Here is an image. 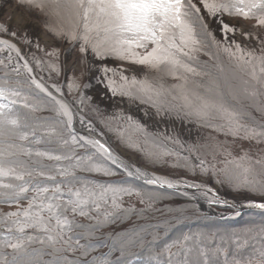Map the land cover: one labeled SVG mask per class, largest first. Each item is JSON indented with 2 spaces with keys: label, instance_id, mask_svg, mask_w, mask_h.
I'll return each instance as SVG.
<instances>
[{
  "label": "snow or ice",
  "instance_id": "obj_1",
  "mask_svg": "<svg viewBox=\"0 0 264 264\" xmlns=\"http://www.w3.org/2000/svg\"><path fill=\"white\" fill-rule=\"evenodd\" d=\"M22 2L41 9L50 5L57 14H59L58 10L63 9L71 17H74L77 25L82 26L83 29L82 35L79 37L84 42L80 47L81 53L85 52V45L90 44L97 57L112 54L129 63L144 66L156 72H164L176 79L183 80L184 84L176 86L182 90L186 87L188 75H200L184 60V57L190 60L194 59L191 52L197 51L195 46L200 43L189 19L193 10L196 13L200 11L192 0H22ZM200 3L210 16L227 13L229 16L245 19L254 17L256 24L264 27V0H200ZM223 30L234 32L235 28L225 23ZM0 31L7 32L8 29L5 25L0 24ZM57 34L59 35L60 32ZM12 35L15 36V33ZM66 35L72 40L78 38L75 28ZM0 45H5L18 54L16 46L9 41L0 39ZM149 45H151L150 50H148ZM136 49L145 51L141 53ZM224 51L233 59L241 61L244 65H249L252 79L261 82L257 70L260 76H264V47L261 48L260 55H256L253 51H244L239 44L235 45V51L231 48H225ZM24 67L28 69L27 64ZM14 71L18 70L14 69ZM120 79L124 82L120 85L121 89L138 85V91L150 97L153 94L156 96L161 94V89L156 88L147 80L137 81L133 77L129 81L123 75L120 76ZM244 83L247 84V81ZM16 84L17 87H12L7 80L0 82V101H7V103H0V201L18 204L19 200L25 198L29 191L34 195L28 198L27 207L0 217V228H3L7 233L3 239H0V264H79L78 261H70L66 256L58 255L64 251L76 250L72 247L74 237L68 233L72 232L73 226L82 227L80 224L74 225L73 221L69 220L67 213L70 211L74 215L96 219L98 223H107L109 217L114 216L121 208L120 195L122 193L131 195L132 189L91 184L77 176L75 174L77 169L87 172L102 171L106 176L114 175L111 171L95 164L91 156L85 158L77 156L74 164L65 168H56V173L62 178L59 183L55 182L56 175L50 174L51 168L48 171L30 168L27 161L20 159L21 156L29 158L36 156L46 157L51 161H61L73 160V156L53 155L49 151L39 149L33 151L22 143H17V141L29 140L30 136L35 137L38 131H42L49 138L54 135L59 138V133L57 125L49 123L46 118H36L35 122L33 121L31 114L39 110V105H30L26 102L27 97H23L25 102L21 107L28 109V112L21 115L15 110L14 106L17 104L15 98L21 97L20 82L17 81ZM31 84L50 97V100L58 106L55 109L57 114L67 117V127L71 128V114L67 106L51 93H47L44 86L35 79L31 80ZM114 84L115 81H109V87L115 93ZM244 91L248 97L256 94L255 91L250 92L247 88ZM124 94L130 95L131 93L125 91ZM230 95L233 100L238 99L234 91ZM181 98L184 101L183 106L191 110L188 114H194L198 118L218 117L225 121L221 127H227L233 135L243 131L244 138L254 139L264 136V131H257L255 127L241 123L244 118L243 111L231 107L222 93L218 92L215 98H211L194 91L184 90ZM87 142L96 149L97 154L114 164L116 163V158L103 143L96 140ZM33 143L40 144L41 138H36ZM62 143L67 145L68 141L64 140ZM241 159H246V157ZM33 163H38V161ZM256 163L259 164L260 161H256ZM236 166L242 167L240 163H237ZM251 170V167H243L245 179L242 183L248 185L253 191L259 190L264 193V187L257 189V182L247 179V174ZM142 175L144 174L138 172V178ZM25 177L31 179L26 180ZM35 177H43L54 183L51 187L42 186L40 183L33 184L32 179ZM145 183L148 185L158 184L160 187L165 185L168 188L174 187L172 181L160 177L145 179ZM62 185L67 191H62ZM77 185L79 187H76ZM49 192L51 195L48 194ZM250 206L264 210V203L251 204ZM109 208L111 211H108ZM125 211L131 210L126 209ZM90 212H96L98 215L93 217ZM101 215L103 220L100 219ZM25 229H36L43 235H26ZM85 235L91 236L92 232L78 233L75 239L76 245L82 249V256H87L89 251L94 250L92 245L79 244L78 237ZM258 235L264 238V228L260 229ZM250 238L255 239L256 237ZM155 239L154 237L151 243L154 244ZM190 239L189 235H184L182 238L165 243L161 251L151 256L150 260L161 264L160 258L167 255L166 264H172V259L183 253V264H189L188 257L192 249L187 247L186 242ZM36 242L51 248V251L29 249V246ZM247 242V239L243 241V244L239 241L236 242L237 252L233 253L234 258L231 264H264V247L258 250V255L255 257L245 258L240 253ZM57 243H62L65 247L57 248ZM173 248H177V251L172 252ZM4 249H11V252L6 253ZM120 251L123 256V246ZM221 251L222 249L217 248L213 255ZM45 255L50 256L51 259L44 260ZM199 256L205 257V264H208L207 253L204 249H200ZM91 264H110V262L107 256H103L93 258ZM225 264H228L227 260Z\"/></svg>",
  "mask_w": 264,
  "mask_h": 264
},
{
  "label": "rangeland",
  "instance_id": "obj_2",
  "mask_svg": "<svg viewBox=\"0 0 264 264\" xmlns=\"http://www.w3.org/2000/svg\"><path fill=\"white\" fill-rule=\"evenodd\" d=\"M192 2L200 9L199 13L194 10L191 12V19L193 16L198 17L195 21V24L199 26L195 33L198 40L200 35L201 37L209 35V39L216 46V49L221 52V55L224 54L227 59L233 58L224 49L231 48L235 51L236 44H239L244 51H253L256 55H260L263 47V40L259 33L260 26L244 22L236 17H230L226 13H219L226 20L236 21L237 24L234 33L225 32L223 26L220 27L211 23L214 16L207 13L200 0H192ZM4 6L21 10L27 19L38 24L47 39L41 42V40L31 36L30 32L15 28L11 24V11L3 10ZM58 11L59 14L50 5L41 9L22 2V0H0V24L5 25L8 29L7 32L0 31V39L10 40L18 46V49L21 50L20 56L28 60L31 66L29 68L31 75H28L27 69L23 67L21 62L0 54V70L2 71L0 78L2 81L22 80L23 84L19 81V88H30L46 96L49 100L48 95L40 92L31 84L32 78L56 91L58 89V93L68 101L77 114L88 122L108 143L110 148L114 149L132 167L172 180L199 182L208 186L219 198L232 203H256L252 199L244 198L242 190L250 192L251 195L262 192L238 187L243 184L242 181L245 179L243 167H251L252 169L247 174L249 181L264 178V168L261 170V166L264 167V143H258L255 138H244L243 131L236 135L229 132V136H225L224 129L227 127H221L225 124L224 120L218 117L198 118L194 114H188L191 110L183 106L184 101L181 98L184 90L194 91L211 98H215L218 92L233 91V86L228 87L225 84L227 78L223 76L224 72H218L224 74L220 75L221 78L216 82H212L200 69L202 67L196 68L200 75H188L186 87L182 90L176 86L184 84L183 80L176 79L164 72H156L144 66L129 63L112 54L97 57L90 44L85 45L86 50L81 53L80 47L84 43L79 38L83 32L82 26L77 25L74 17H71L68 12L63 9ZM74 28L78 38L72 40L66 33ZM57 32L60 34L58 35ZM12 33H15V36ZM245 33L248 35L245 36ZM200 44L202 43L200 42L195 46L197 51L191 52L194 59L190 60L184 57L186 63L195 61L197 66L201 65ZM3 47L4 45H0V49ZM150 47L151 45H149L148 50ZM136 51L143 53L145 50L136 49ZM233 60L235 68H250L239 60ZM14 69L18 71H14ZM181 74L183 75V73ZM241 74L242 70L239 69V80ZM121 75L127 77L129 81L133 77L137 81L147 80L156 88L161 89V94L159 96L153 94L150 97L140 93L138 85L121 89L120 85L124 83L120 79ZM257 75L261 82L251 80V88L248 91H255L256 94L248 97L249 101L251 98L264 96V76H260L258 70ZM110 80L115 81L113 85L116 88L115 93L109 87ZM194 80H201V84ZM238 89L245 93L244 87H238ZM125 91H129L131 94H124ZM222 94L228 98L226 97L227 92ZM238 101L240 102V100ZM53 104L56 109L58 106L54 102ZM114 106L118 107L116 111L107 109ZM261 106L252 110L255 117L264 115V106ZM238 110L245 113L246 108L240 103ZM56 115L59 121H62L63 131L66 132L65 139L77 147L76 152L81 154L80 157L91 156L93 158L91 150L97 154L96 149L81 136V131L74 130L72 124L71 128H68V118L63 114L58 115L56 112ZM206 122H211L219 127L218 132L222 134H212L211 131L203 130L206 127L204 125ZM241 123L248 124L242 121ZM73 137L75 138L74 141ZM244 157L246 159H241ZM104 160L117 167L124 176H134H128L127 172L118 164ZM256 161H260V163L257 164ZM73 162H76L75 158H73ZM237 163H240L242 167L238 168ZM99 166L107 169L104 165ZM84 173L100 181H108L113 177V175H104L102 171L89 173L84 171ZM136 178L146 184L145 180ZM217 180H219V184ZM221 184H224L223 189L234 193L236 196H223L220 193ZM155 185L159 186L158 184ZM164 187L168 188L167 186ZM172 191L180 194L186 199V202L194 204L197 212L204 216L228 219L214 215L220 216L238 212L230 204H211L209 206L212 214L202 210L198 203L183 191L173 188ZM119 202H122L124 206L130 204L134 207L145 206L144 203H141L137 192L136 194L132 192L131 195L122 193ZM259 203H264V201ZM26 230L28 229H25V232ZM46 258L51 257L46 256Z\"/></svg>",
  "mask_w": 264,
  "mask_h": 264
},
{
  "label": "trees",
  "instance_id": "obj_3",
  "mask_svg": "<svg viewBox=\"0 0 264 264\" xmlns=\"http://www.w3.org/2000/svg\"><path fill=\"white\" fill-rule=\"evenodd\" d=\"M236 18L244 22L252 23L253 25L256 24V19L254 17L247 19L242 17ZM189 19L196 33V29L199 26L195 24V21L198 17L193 16L191 19L190 15ZM259 28V33L263 40L262 46L264 47V27L260 26ZM199 37V41L202 43L199 46L200 54H202V57H199L201 58V65L197 66L195 61L189 64L195 69L202 67L200 69H202L212 82H216L221 78L220 75L225 73L223 75L227 78L225 84H227L228 87L233 86V91L237 95L238 100H240L239 102L231 98L232 96L230 93L233 91H222V93L227 92L226 97L228 98L226 99H228L229 105L237 110L239 109L240 103L244 105L246 108L244 113L245 118L241 121L247 122L250 126L255 127L257 131H264V115L255 117L252 114L253 109H256L260 105L264 106V96L251 98L249 101L248 96H246L243 90H237L238 87H244L248 90L251 88L250 83L253 79L250 75V68H239L242 70L239 80V69L234 67V60L231 58L227 59L223 53V55H221V52L216 49V46L209 39V35H204L203 37L200 35ZM0 72L2 71L0 70ZM218 72L224 73L220 74ZM17 81H21L23 84L22 80H11L8 83L12 87H17ZM194 81L201 84V80ZM245 81H247V84L244 83ZM0 82H2V78H0ZM19 90L21 91V97L15 98L17 100V104L14 106L15 110L21 115L28 112V109L21 107L25 102L23 97H27V103L30 105H39V110L31 114L33 121L35 122L36 118H46L49 123L56 124L59 138L55 135L49 138L42 131H38L35 137L30 136L29 140L17 141V143H22L26 148H30L33 151L39 149L41 151H49L53 155L66 154L72 155L73 158L77 156L80 157L81 154L76 152L77 147L74 144L71 142H68L67 145L62 144V141L66 140V132L63 131L62 121H59L57 118L53 102L46 98V96L30 88L25 89L21 87ZM0 103H7V101H0ZM204 125H206V127L203 128V130L211 131L212 134H222L218 132L219 127L213 125L211 122H206ZM229 132L228 128L224 129L225 136H229ZM63 134L64 137H62ZM36 138H41L40 144L33 143ZM255 140L263 144L264 136L255 138ZM91 154H93V162L97 165H104V167L114 173L113 177L108 181H100L89 177L86 173L83 174L84 171H80L79 169L75 170L77 176L89 181L91 184L130 188L135 194L136 192L138 193L141 201H143L141 203H144L145 206L134 207L132 204L124 206L122 202H119L121 205L120 210L117 211L114 216L109 217L107 223H98L96 219H88L87 217L74 215L69 211L67 213L69 220L73 221L74 225L80 224L82 227L76 228L73 226L72 232L68 233V235L74 237L72 247L76 250L72 252L64 251L58 253V255L66 256L70 261H78L79 264H91L93 258H101L103 256H107L110 264H117V261H119V264H156V261L150 260V257L159 253L165 243H170L172 240L182 238L184 235H189L191 239L186 242L187 247L192 249L188 257L189 264H205V257L199 256L200 249H204L207 253L208 264H225L226 260L228 264H231L234 258L233 253L237 252V241L243 244L245 239L248 240L247 244L240 250V253H242L245 258L257 256L258 250L264 247V238L258 235L260 229L264 228V210L249 209L241 212L236 217L228 219L204 216L197 212L194 204L186 202V199L180 194L172 190L150 186L136 179L124 176L120 170L95 154L94 151L91 150ZM20 159L27 161L30 168L44 171H48V169L51 168L52 171L50 174L56 175V183L62 180L56 173V168H65L75 163H72V160L50 162L46 157L36 156H32L31 158L21 156ZM34 161H38V163H33ZM262 168H264L263 165L261 166V170ZM33 175L35 176V173H33ZM25 179L29 180L31 178L25 177ZM217 182L219 184V180H217ZM256 182L257 189L264 187V178L258 179ZM32 183H40L42 186L51 187L54 182L47 181L43 177H35V179H32ZM76 187H79V185ZM223 187L224 184H221L220 193L223 196H236L234 193L223 189ZM238 188L251 190V188L245 184H242ZM62 191H67L63 185ZM242 191V196L244 198L252 199L257 203L264 201V193L251 195L248 191ZM257 192L261 191L257 190ZM48 194L51 195V192ZM33 195L34 193L29 191L25 198L19 200L18 204L16 202L0 201V217L4 216L6 213L15 212L27 207L28 198ZM105 208H107V206H105ZM126 209H130L131 211H125ZM108 211H111V209L109 208ZM45 215L47 216L46 213ZM90 215L96 217L98 214L96 212H90ZM100 219L103 220L102 215ZM87 226L92 227L89 228ZM89 231L92 232L91 236L85 235L78 237L79 244L92 245L94 246V250L89 251L87 256H82V249L75 243V239L77 238L76 234H86ZM25 234L34 236L43 235V233L36 229H28ZM6 235H3L0 231V239H3ZM154 237L156 239L153 244L151 242ZM250 237L256 238L251 239ZM121 246L124 248L123 256H121ZM56 247L61 248L65 247V245L57 243ZM33 248L43 249L45 252L51 251V248L46 245H41L39 242L29 246V249ZM217 248L222 249V251L213 255L214 250ZM4 251L6 253L11 252V249H4ZM171 251L175 252L177 248H173ZM46 256L47 255L43 257L44 260L51 259L46 258ZM167 260V255L160 258L161 264H166ZM183 260L184 256L182 253L180 256L172 259V264H183Z\"/></svg>",
  "mask_w": 264,
  "mask_h": 264
},
{
  "label": "bare ground",
  "instance_id": "obj_4",
  "mask_svg": "<svg viewBox=\"0 0 264 264\" xmlns=\"http://www.w3.org/2000/svg\"><path fill=\"white\" fill-rule=\"evenodd\" d=\"M3 10H6L7 12H9V10L11 11V14H12L11 24L15 28L24 29V30L30 32L31 36H34L38 40H41V42H44L47 39L45 37L46 35L44 36V34L42 33L38 24L33 22L30 19H27L26 15L21 10L11 9L7 6H4ZM217 14L218 15H215L212 18V20H211L212 24H215V25L221 27L225 23H227L236 29V26H237L236 21L226 20L221 15H219V13H217ZM7 41H9V43L13 44L10 40H7ZM16 49L18 50V54L16 51L8 49L4 45L2 50H0V54L4 55L6 57H9L14 61L18 60L19 62L22 63L23 67L25 64H27V66H28L27 74L31 75V71H29V68H31L29 61L20 56L21 50L18 49V46H16ZM37 82L41 83L44 86L47 93H51L52 96H55L57 100H60L64 105L67 106V109L71 114V124H72L73 129L76 130L77 132L81 131V133H82L81 136L85 140H87V141L96 140V141H99L100 143H103L106 147H108L109 150L111 151L112 155L116 158V164H118L128 174L134 175L135 177H138V172L143 173L144 175L139 176V178H141L142 180L154 179L156 177H160L162 179L172 181L174 184V187H172L173 189H177L179 191H183L184 193L188 194L191 198H193L198 203V205L200 206V208L202 210H205V211L210 212V213H213L210 206H209L211 204H222V205L223 204H230V205L234 206L235 209L238 211L241 210L242 208H245V207H248L251 205V204H247V203H232V202L226 201L224 199H221L208 186H205L204 184H201L199 182L172 180V179L164 178L162 176H157L156 174H153L150 172H146L140 168L132 167L114 149L110 148L108 143L105 140H103L101 138V136H99L91 126H88V125H86V123H84V121L78 116L75 109L62 98V96L58 93V91L47 86L46 84H44L40 81H37ZM117 109H118L117 106L108 108V110H110V111L111 110L116 111ZM128 110H130V109H128ZM131 112H133V111H131ZM82 130H84V131H82Z\"/></svg>",
  "mask_w": 264,
  "mask_h": 264
},
{
  "label": "water",
  "instance_id": "obj_5",
  "mask_svg": "<svg viewBox=\"0 0 264 264\" xmlns=\"http://www.w3.org/2000/svg\"><path fill=\"white\" fill-rule=\"evenodd\" d=\"M90 126H91V125H90ZM126 174L129 176L128 173H126ZM130 177H131V176H130ZM155 186H156V185H155ZM163 188H165V187H163ZM167 189H170V188H167ZM171 190H172V188H171ZM243 203H247V204H256V203H252V202H243ZM246 209L262 210V209H258V208H255V207L248 206V207L242 208L241 210H239V211H238L237 213H235V214L220 215V216H218V215H214V216H217V217H220V218L234 217V216H237L241 211L246 210ZM212 214H213V213H212Z\"/></svg>",
  "mask_w": 264,
  "mask_h": 264
},
{
  "label": "crops",
  "instance_id": "obj_6",
  "mask_svg": "<svg viewBox=\"0 0 264 264\" xmlns=\"http://www.w3.org/2000/svg\"><path fill=\"white\" fill-rule=\"evenodd\" d=\"M108 109V108H107Z\"/></svg>",
  "mask_w": 264,
  "mask_h": 264
}]
</instances>
